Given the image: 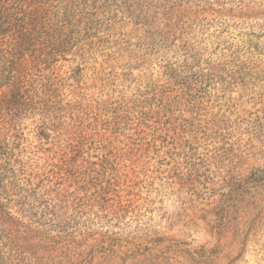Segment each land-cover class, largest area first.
I'll return each instance as SVG.
<instances>
[{"label": "rangeland", "instance_id": "374dc122", "mask_svg": "<svg viewBox=\"0 0 264 264\" xmlns=\"http://www.w3.org/2000/svg\"><path fill=\"white\" fill-rule=\"evenodd\" d=\"M0 3V264H264V0Z\"/></svg>", "mask_w": 264, "mask_h": 264}, {"label": "trees", "instance_id": "16d2710c", "mask_svg": "<svg viewBox=\"0 0 264 264\" xmlns=\"http://www.w3.org/2000/svg\"><path fill=\"white\" fill-rule=\"evenodd\" d=\"M7 9H8L7 5H3L2 3H0V36H3L6 30V26L3 23V17L10 15V14H6ZM10 18H11V15H10Z\"/></svg>", "mask_w": 264, "mask_h": 264}]
</instances>
